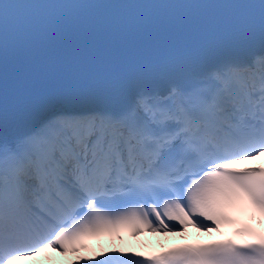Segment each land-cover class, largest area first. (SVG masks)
<instances>
[{
    "label": "snow or ice",
    "instance_id": "obj_1",
    "mask_svg": "<svg viewBox=\"0 0 264 264\" xmlns=\"http://www.w3.org/2000/svg\"><path fill=\"white\" fill-rule=\"evenodd\" d=\"M18 56L68 81L75 106L19 126ZM261 156L264 0L0 5V264L47 249L90 251L74 264H264V166L245 164ZM189 228L232 235L150 253L87 243Z\"/></svg>",
    "mask_w": 264,
    "mask_h": 264
},
{
    "label": "bare ground",
    "instance_id": "obj_2",
    "mask_svg": "<svg viewBox=\"0 0 264 264\" xmlns=\"http://www.w3.org/2000/svg\"><path fill=\"white\" fill-rule=\"evenodd\" d=\"M51 2H57V0H7V3L6 0H0V5H3L5 8H9L10 12L20 11L29 13L33 5L37 3ZM244 40L245 38L242 36L235 37L232 44L218 49L217 52L214 53L212 57H210V59L214 58L215 55L231 51L233 46L242 45ZM62 81L63 80H59L52 76L35 80H9L10 94L19 103L20 109L32 102L33 104H37L38 102L42 101H55L61 98H65L66 89L70 86L68 81ZM149 236L156 239H162L163 237H165V235L163 234L153 233H149ZM44 254H46L45 258H43V256L37 255L32 259L26 260L39 264L52 263L55 261H63L74 264L78 256L85 255L83 251L74 254H61L52 249L46 250Z\"/></svg>",
    "mask_w": 264,
    "mask_h": 264
}]
</instances>
